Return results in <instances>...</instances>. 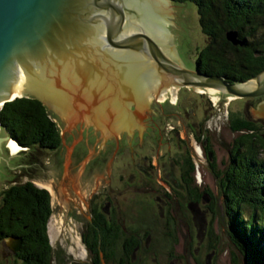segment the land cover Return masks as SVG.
Wrapping results in <instances>:
<instances>
[{
	"label": "rangeland",
	"instance_id": "374dc122",
	"mask_svg": "<svg viewBox=\"0 0 264 264\" xmlns=\"http://www.w3.org/2000/svg\"><path fill=\"white\" fill-rule=\"evenodd\" d=\"M172 4L176 12L177 53L183 64L193 70L196 54L207 40L201 32L195 5L191 2ZM90 78L78 79L73 89L75 97L83 86L89 84ZM54 87L59 88L56 84ZM172 88L165 90L164 97L160 98L158 94L155 98L161 105H155L158 115L154 118L159 128L144 134L146 128L142 132L144 127L141 126L139 137L133 141L134 152L139 153L134 158L124 144L115 150L110 139L122 135L128 128L117 124L120 114L109 120L103 113L102 120L108 127L104 122L103 126L96 124L92 114L95 110L99 113L100 109L93 108L98 105H94L90 98H70L68 105L73 114L69 117L47 107L59 129L61 143L55 151L34 153L32 162H27L29 156L21 149L11 152L9 140L0 130V191L11 183L27 180L48 189L53 209L48 234L52 248L61 250L67 257L65 264L88 263L80 231L85 219L90 217L88 203L92 198L95 202L109 201L110 207L127 221L137 218L148 229L149 237L145 246L135 252L134 264H233L232 255L239 264H251L236 250L228 236L231 229L219 178L210 171L205 160V146L196 140V136L209 138L216 155V169L223 174L229 161L228 149L243 132L230 129L228 114L251 115L261 121L260 131L264 132V117L256 114L257 103L264 99V95L234 97L217 89L211 92L210 89L184 86L176 88V97L173 98ZM115 107L112 104L109 111H116ZM146 108L144 105L135 113L139 121L147 116ZM96 113L94 116L98 115ZM202 122L203 128L198 131ZM146 123L148 121L143 124ZM204 127L209 132H205ZM130 132L128 128L127 133ZM168 150L170 155L167 158ZM185 152L195 163V182L199 183V191L207 188L212 194V199L203 196L192 207L188 206L190 200L179 182L180 172L173 167L172 161H179V155ZM143 155L150 158L149 166L139 168ZM258 158L264 159V153ZM211 200L213 213L209 209ZM173 236L174 240L171 239ZM211 242L216 245L213 250L209 246ZM11 254L6 243L0 242V261L11 263Z\"/></svg>",
	"mask_w": 264,
	"mask_h": 264
},
{
	"label": "trees",
	"instance_id": "16d2710c",
	"mask_svg": "<svg viewBox=\"0 0 264 264\" xmlns=\"http://www.w3.org/2000/svg\"><path fill=\"white\" fill-rule=\"evenodd\" d=\"M171 2H191L196 7L199 26L207 40L196 54L195 64L201 72L223 76L229 83H239L264 68V0ZM228 30L238 33L242 45H233L226 39ZM247 116L249 118L237 112L228 114L230 129L243 132L235 139L237 148L231 168H226L223 174L212 173L219 178L231 242L246 261L264 264V159L258 158L264 153V132L260 131L261 121ZM0 130L28 154V163L33 161L34 153L55 151L61 143L59 129L47 107L33 97H17L5 102L0 107ZM203 137L196 136V140L202 143L206 139L204 153L212 152L208 137ZM181 164L179 182L190 200L188 206L197 205L203 196L212 199L209 189L199 191V183L195 182L197 169L190 155ZM93 199L89 202L90 217L85 219L80 231L87 264H134L135 252L145 246L149 237L148 229L137 218L127 221L114 207H109V201ZM209 209L214 212L213 200ZM52 211L48 189L31 180L11 183L0 191V242H5L9 236L21 238L19 250L10 251L12 262L9 264L68 262L61 250H54L50 242L48 222ZM171 239L174 240V236ZM209 246L212 250L216 248L215 242ZM232 257V263L239 264L235 256ZM0 264L5 263L0 261Z\"/></svg>",
	"mask_w": 264,
	"mask_h": 264
},
{
	"label": "water",
	"instance_id": "95a60500",
	"mask_svg": "<svg viewBox=\"0 0 264 264\" xmlns=\"http://www.w3.org/2000/svg\"><path fill=\"white\" fill-rule=\"evenodd\" d=\"M175 24L171 0H0V107L17 97H33L59 110L70 98L84 100V92L96 90L100 93L89 97L98 105L93 108L109 110L113 104L115 115L120 114L117 124L124 127L139 122L134 115L152 92L156 98L169 87L264 95V68L239 83L201 72L196 64L187 68L177 53ZM225 35L242 45L235 30ZM145 72L157 79V91L147 98L137 89V78ZM87 77L89 84L75 97L78 79ZM256 114L264 117V99ZM5 243L16 252L21 238L9 236Z\"/></svg>",
	"mask_w": 264,
	"mask_h": 264
},
{
	"label": "flooded vegetation",
	"instance_id": "af4514ba",
	"mask_svg": "<svg viewBox=\"0 0 264 264\" xmlns=\"http://www.w3.org/2000/svg\"><path fill=\"white\" fill-rule=\"evenodd\" d=\"M260 100H263V99H260ZM259 100V101H260ZM155 105H157V106H161V105H159V104H157V101L155 100V97H154V94L152 93V97L150 98V100H148V102H147V108L145 109V114H147V116L146 117H144V118H142L141 119V121H139V122H133V121H131V123L130 124H128L127 126H128V128H130L131 129V131L132 132H130V134L129 133H127V129L125 130L126 132H124V130H123V132H122V135L121 134H119L117 137L115 136V137H111L110 139L112 140V142H114V148H115V150H118L119 149V146H121V144H124L125 146H127L128 147V150H129V153H130V155H131V158H134L135 156H138L139 155V153L138 152H134V143H133V141H134V139L135 138H138L139 137V134H140V128H141V126H143L144 127V129L142 130V132L145 130V128H146V131L144 132V134L146 133V134H149L150 133V130L151 129H154L155 127L158 129L159 127H158V125H157V123L155 122V116L156 115H158L157 113V111L155 112ZM129 109L130 110H132V111H134L135 110V105H131V106H129ZM147 122L148 121V123H146V125H144L143 123L144 122ZM203 123L204 122H202V123H200L199 125H201V127H199L198 128V131H201L202 130V128H203ZM193 130V129H192ZM204 131L205 132H209L208 131V129H206L205 127H204ZM121 132V131H120ZM176 132H177V129H176ZM207 134V133H206ZM209 139V138H208ZM141 140H143V137L141 138ZM236 143L237 142H235V140L232 142V147L230 148V149H228V156H229V161H228V165H227V169L228 168H231V165L233 164L232 162V160H233V156H234V151H235V149L237 148V146H236ZM204 146L207 144V141H206V139H203V143H202ZM212 149V148H211ZM212 152H206L205 153V156H206V162H207V164H208V166H209V168H210V171L212 172V171H217L218 169H216V155H215V153H214V150H211ZM167 158L169 157V155H170V153H169V150H168V152H167ZM189 155V153L188 152H185L184 154H182V155H179V161H178V159H173L172 161H173V167H175L176 169H178L179 170V172H180V168H181V163L185 160V158L187 157ZM149 157L148 156H146V155H143L142 156V161H143V163L141 164V165H138V167L139 168H142L143 166H149ZM158 165V164H157ZM159 166V165H158ZM157 199L160 201L161 199L159 198V197H157ZM163 204H166L165 202H163V201H161ZM109 203V202H108ZM89 204V203H88ZM108 205L109 204H107L106 205V208L108 207ZM110 207V206H109ZM88 211H89V209H88ZM107 213V212H106ZM8 248V247H7ZM64 259H67V257L66 256H64L63 257Z\"/></svg>",
	"mask_w": 264,
	"mask_h": 264
},
{
	"label": "bare ground",
	"instance_id": "6f19581e",
	"mask_svg": "<svg viewBox=\"0 0 264 264\" xmlns=\"http://www.w3.org/2000/svg\"><path fill=\"white\" fill-rule=\"evenodd\" d=\"M170 88V87H169ZM172 88V87H171ZM137 89L139 90V93L142 95V97L144 98H147V96L149 95V93L150 92H152V91H157V79H156V76H154V74L151 72V73H149V72H145L144 73V75H141V76H138V78H137ZM167 89V88H166ZM166 89H163L162 91H159V97L161 98V97H164V92H166L165 90ZM210 89V91L211 92H213V91H216L215 89H213V88H207V90H209ZM198 90H202V89H198ZM96 90H93V91H90V94L88 93V95H86L87 94V92H84V94L85 95H83V98L84 99H88L89 100V97L92 95V94H99L100 92L99 91H97V92H95ZM172 91H173V98H175L176 97V87H174V88H172ZM20 93V91L18 92V94ZM91 99V98H90ZM93 99V98H92ZM96 99V98H95ZM98 100V99H97ZM116 100V99H115ZM101 101H103V98H99V100H98V102H101ZM96 102V101H95ZM105 103H108V102H105ZM96 105V104H95ZM103 106L104 105H102V108H103ZM100 108L99 107V109H100V112L99 113H96V110L93 112V118H95V119H93V121L97 124H99V125H101V126H103V124H104V126H106L105 125V123L106 122H104L103 120H102V116H103V113H106L107 114V116L109 117L108 119L110 120H112L114 117H115V114H116V112H111V111H109V110H106L105 108ZM73 109V108H72ZM74 110V109H73ZM59 112H60V114L61 115H63L64 117H69V116H71V114H73V112H72V110L70 109V107H69V105L68 104H62V107H60V109H59ZM94 113H96V114H98L97 116H94ZM140 116V115H139ZM141 117V116H140ZM139 117V118H140ZM104 122V123H103ZM103 123V124H102ZM107 124V123H106ZM117 125V124H116ZM107 127H108V124H107ZM106 127V128H107ZM118 127V126H117ZM120 128V127H119ZM109 129V128H108ZM8 145H9V149L11 150V152H13V153H15L16 151H18V150H20L22 147L21 146H19V144L15 141V140H13V139H10L9 140V143H8ZM43 186V185H42ZM47 188H49L50 189V186H47ZM50 231H51V227H50Z\"/></svg>",
	"mask_w": 264,
	"mask_h": 264
}]
</instances>
